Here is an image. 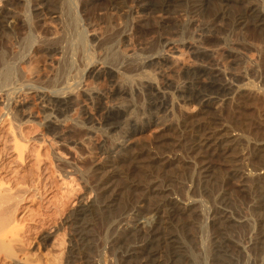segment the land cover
Listing matches in <instances>:
<instances>
[{
	"label": "bare ground",
	"instance_id": "1",
	"mask_svg": "<svg viewBox=\"0 0 264 264\" xmlns=\"http://www.w3.org/2000/svg\"><path fill=\"white\" fill-rule=\"evenodd\" d=\"M112 1L114 8L115 6L120 7L119 5H122L124 2L123 0H112ZM68 2L71 5L72 3L70 0L69 1L67 0L66 5L70 6L71 8V5H68ZM137 2H139L137 7H139L140 10L138 9L135 11L137 13L136 16L141 21L144 19V17L152 16L153 18H156L155 22L160 27H163L162 26L164 24L163 21L164 18H166V16L164 17L163 14L171 10H173L172 12H177V11L181 12L183 10L182 6L184 4V0H162L160 2L157 1L154 2L153 0H137ZM221 2H220V7L223 6V9L221 10L219 9L220 14L219 13L218 14L221 19L220 23H222L220 25L222 34H220L221 32L219 33L220 42L215 48L203 46L197 40L185 41L184 39L181 40V39L166 38L163 39L164 40L162 42L163 47L160 46L162 48H158V50L156 49V51L151 52L146 57V59L142 61L144 63L140 67L138 66L137 69L134 70L131 69L129 73H128L129 69L128 67H126V65L125 67L124 66L117 67L116 65L111 66L109 65L110 64L109 62L106 63L104 62V60L103 62H98L96 60L88 62V65L92 64L91 68L88 70L89 73L88 76H91L96 79H99L101 77L104 78L106 77L113 83L112 84L113 88L111 92L112 94L111 101L108 104L102 103L100 105V110L102 111L104 110L105 113L103 116L105 122H103L104 126L103 125L102 126L105 130L107 127V130H109L110 133L109 143L105 142L102 145H100L101 146L100 153L104 155L103 158H105V161L107 163L113 159L118 160L126 156L129 158V160H131L132 164H134L138 168L140 167L143 169L147 165L146 163H144V160L147 159L148 161L151 158L149 159L145 157L146 155L145 156L142 155L145 159H143L140 156L143 159V161H140L139 160L140 158L137 159L138 156L123 154L125 150L127 149L129 150L130 148L128 146V142L133 137L138 136L141 132L143 133L144 129L147 128V126L150 127V125H156L161 128H165V127L167 128L168 126L169 127L173 126L172 123L170 124L169 122V116H171L170 114L172 113V111H174V109H176L177 107L183 108L191 104H196L198 106L199 112L202 114V116L198 115L200 118H202L201 121L198 120L199 119L198 118L196 120L197 123L195 125H190L188 124L187 119L186 120L184 119L185 121L182 120L183 122H180L181 121L180 120L178 125L176 124L177 125L176 127L180 132V138L172 144L173 145L172 148L170 149L166 148V150L169 149L171 150V152H173L176 149L179 151V149L184 148L183 151H185V155H184L185 157L184 156L183 157L186 159V161L203 162V163H199V165H196L195 163V165L198 166L196 168V172L199 178L197 190L206 196L207 193H209L208 191H210L211 184L222 182L223 185H225L224 182L231 180L235 181V183L237 182L243 191H248L251 194L250 196L252 197V206L250 207V211L252 214V218H255L254 228L252 227L251 229L250 227L251 230L249 232L247 231V234H244L242 237L238 236L239 237L238 238L237 235L239 233L236 231L240 227L241 229L240 233L241 234L244 233V231L247 228L245 227V225H248L250 223V218L248 216H244L242 211L241 210L239 211L236 205L234 206V199H233L234 196H232L233 195L232 190H230L231 192L230 191L227 192L222 191L221 193L219 192L218 196H216L215 194H212L214 196L209 194V196H211L212 198L214 197L213 199L214 202H212V209L207 219L208 221H210L209 224L211 228V245H210L211 257L209 264H237V263L242 264V262H245L243 264H264V140L252 142L251 145L252 150H250L251 153L248 152L249 145L247 139L243 137L242 134L235 131L234 129L230 130L228 122L224 119L222 115L224 106L228 104V101L230 102L232 99H241V97L245 95L246 92L249 91L248 90L249 88L247 87L248 83L246 82L247 76L242 75L238 81L235 80L231 81L227 79L222 81V79L219 78L220 73L225 76L230 74L229 67L226 65L225 61L221 59V57L219 58L216 57L213 58L214 62L213 63L211 62L212 64L211 63L208 64L205 62V59L212 56L215 57V54L220 53L221 51L223 52L225 51V54H228V56L230 55L233 57L245 55L248 59V61H246L247 71L251 75H254V73L256 72V66L254 64L255 59L253 60V58H251V56L247 54L248 52L244 50L243 46L240 44L241 42L239 43L238 40L233 38L229 39L227 33L228 31L235 33L240 31H246L251 26L252 27L254 26L255 28H263L264 30V11L263 9H260L258 6L251 3L250 0H246V3H248V5L244 6V9H242L239 12L236 11L237 13L233 11L234 10L233 9L232 12H235V14L233 13L231 14L229 11L230 2H225V1H223V3ZM42 8L43 9L41 11H39V7L34 8L35 11H33L32 13L33 17L39 14H40L39 15L40 18L41 15L42 17L43 16L45 17V15L43 14H46V12L52 9L48 7L47 4H45L44 7ZM70 8L64 7L63 11L65 12L66 9L68 11ZM72 9L74 8H71V12L74 11ZM1 12H0V34L2 33L8 34L10 31L14 30L15 24L18 22L19 19L17 20V16L13 17L12 15H10L9 14L10 10L9 13L7 12L8 14L5 13V10L3 13ZM51 13L52 15L55 14L52 16L55 18V21L56 20L58 21L60 19L63 20L62 16L64 17V15L61 14L63 12H60V9L59 12L51 11ZM68 13L69 12H67V14ZM72 13L70 14L71 17L74 16L72 15ZM68 18L69 16L67 17L66 15L65 22L68 21L69 22L66 23L65 25L64 23H62L64 21L61 22L60 20L59 21L61 22L60 25L63 24V27L61 26L59 27H61L60 28L61 31L62 28L66 29V31L68 30L70 36L74 38L76 37L75 35L79 34L77 33L79 31L78 26H75V24L73 23L75 21L77 22V19L73 20L72 22L71 20L73 17L69 18L70 20ZM31 21L33 22V20ZM223 25L227 27L230 25V27L225 28L223 27ZM96 31H97L96 28H93L92 25L90 26V24H88L87 32L85 33V36L80 35L81 33L79 34L81 36L80 38L77 36L79 39H81L79 40V43L81 42L80 45H83L85 47L84 43L90 40L88 38V40L86 39L87 41H84L85 37L87 38L88 35H91L92 36L91 40L95 39V42L98 39H100L101 36L97 34L99 31L98 32ZM208 31L210 35L212 34L214 35L215 33L213 32L212 27L209 29L207 28V33ZM65 34L63 33V36ZM68 38L70 37L68 36L67 40ZM69 41L66 42L68 43ZM72 42L74 44L75 41ZM52 43L54 44L55 41ZM73 44H71L70 42L69 44L65 45L64 43L65 47L61 45H60L61 47L51 45L52 47H48V48L46 47L47 51L46 52L44 51V53H46L45 55H48L51 59L54 60V58H56L58 55H65L68 53V51H73L72 49H75L78 46V45L74 46ZM40 46L42 47L41 44ZM120 48L119 49L122 52L121 55L123 54L125 57L126 56L128 57L132 54V52L131 54L130 53L128 54L127 44L126 45L122 44ZM186 51L191 53L190 56H193L191 57L192 60L190 57H189L190 59L186 57L185 55ZM33 54L34 53H32V55ZM125 57L123 58L125 59ZM132 57L130 58L131 60ZM31 58L29 60L32 63L34 58L33 60H31ZM128 59L129 57L127 58V60L126 59L125 60L128 61ZM131 60H129V62H131ZM12 63L15 64V62ZM27 63L29 65L31 64L29 63V61H27ZM34 63H32L33 64L32 67H30L27 64L28 67L30 68H27L22 64L23 67L26 68V71L24 70L25 74L23 73L24 80L25 77H26V81L27 79L32 81L34 79H37V77L39 78L41 77L40 69L37 68L39 65L38 63H37L38 66L36 65V68L38 69L37 71L36 69H34L35 67ZM59 63H61V61ZM50 64L52 66H55L53 65L54 64L53 62ZM121 64H123V62ZM129 65L130 63L127 66ZM65 66L62 68H65ZM9 67L10 65L8 66V68ZM5 72L4 73L1 72V74H5ZM65 72L66 71H64V73ZM151 72H154L155 75L153 73L151 75ZM248 72L246 73L248 74ZM7 73L9 74V72ZM176 73L177 76L181 75L182 77H184V79L179 82V78L181 76L178 77V80L176 79L177 77L174 78L173 76H171L172 74L176 76L175 75ZM34 76L37 77L34 78ZM156 76L157 78L158 76H160L162 80H159L160 78L157 79ZM6 79L8 80L9 77L7 78L6 76ZM11 79L13 80V78ZM82 82L83 81H81V83ZM94 84L95 83H93V85ZM28 89H30L28 90L30 92L29 93L28 91L23 92V95L24 93H28L27 95L25 94L24 96H22V92L20 90H18L17 92L16 91L13 92L14 96H12V109L9 110V113H7L9 114V118L12 117V119H10V122L11 121L12 122L11 123L7 122V120L9 119L7 118L6 120L7 128L3 124V127L6 128V129L4 128L6 130L5 131L6 135L8 134L9 135L8 138H5L6 135L4 134L5 142L3 144L2 142H0V264H3L2 262L7 261L6 258L13 259V262H11V264H43V263L48 264L46 262L48 261L50 262L51 260L50 258H48L50 256H48L46 252H44V255L48 256L46 257L47 259H43V258L39 259L40 256L42 255L40 254L39 256L36 255L39 257L38 258L36 256H33L32 253H31L32 256L30 257V255H28L30 253V250L27 245H30L31 242L33 243L32 235L37 234L38 236L39 234V240L42 241L43 244L51 243L50 245L53 244L55 246L56 239L59 236V234L60 235L62 234L61 236L62 238L65 237L63 235V232L59 233V228H61L59 227L60 225L65 226L66 229L63 227L65 229L64 234H68L67 235L68 246L66 248L69 258L66 260L67 264H93L90 261H92V258L94 257V255H91L92 252L94 251L95 253L94 247H96L95 241L97 237L94 233L95 231L94 228H97L95 226L98 218H102L107 221L106 229L109 233L108 245L110 246V249L112 247L113 249L119 251L121 255L124 257L123 259H125V262L127 264H199L200 263L198 261L199 258H197L195 254L196 249L192 250L194 248V246L192 247V245H193V241L196 239L197 236L193 232L194 231L193 228L198 225V224L196 225L197 223L196 219H198L196 215L198 214V211L200 213L202 212L199 209L198 202L193 197L191 196L182 197V195H180L182 193L180 192L179 189H173L175 185L179 184L178 180H177V184L176 182L173 183L176 180L175 177L170 179L168 178L169 180H165V182L163 181L162 183H159L162 180L161 178L164 176V175L163 176L160 175L161 176L160 179L157 178L156 181L152 180L147 184V186H144L148 191L156 192V195L155 193H154L155 196L153 195V198L155 197L153 202L150 200L151 196L149 195L150 196L149 197L147 195L149 198L148 200L151 201L150 203V201L146 200L147 202L150 203V204L148 203L149 205L148 209L150 213L148 214L145 212L143 213V211L141 210V206H137V204L131 207H125V205H123L124 203L123 204L121 203L122 198L120 199L118 193L114 191L115 190L114 188H112L113 184L121 183V182L118 181L112 184V181H110V179H108L107 176L105 175L107 174L108 171L107 172L105 171V173H103V171L100 170L101 168L99 169V167H97L96 169L94 168L96 171L99 170L98 175L96 174L98 178L97 186L99 185L98 187H101L100 189L102 190V192L98 193L96 196L94 195L95 197L90 201H86L84 199L85 196L84 197L81 196L80 193L79 194L80 196L77 195L78 199L76 206L74 205L73 208L71 209L69 208L70 210L65 213L67 207L69 206L68 204H70L71 202L70 193L73 191L76 192V190L78 189L76 182H78L79 180L76 181L77 179L75 180L73 176H69L68 178L67 177L60 178L61 176L59 177V175L62 174H58V173L59 171L61 173L60 169H63L65 167L59 168L58 172L54 168L53 166L54 163L52 162L56 160V157L55 160L53 161L50 158L51 157L49 153L50 151H48L49 141L51 140L44 136L43 137L37 136L38 134H35L33 132L34 130L31 131L27 129L28 127L26 128L25 126L27 123L29 124V122L32 123V121H34V116L31 109L32 106L30 104L31 102H29V98L30 99L39 98L43 100L45 99L48 101H53L60 106V109L61 107L66 108V106L67 107L70 106L71 102L74 101L73 100L74 98L70 94H63L61 92L54 93L55 91L50 92L49 90L43 87L33 86V84L32 86L28 87ZM81 90L87 96L88 95L92 96L94 94L95 95L98 94L99 96L101 95L102 92V91L100 92V90L99 91L95 90L94 87L93 88L87 87L86 82L81 85ZM144 90H147L149 95V98H147L149 103L146 108L144 107L145 105L143 104V101L141 102L142 103L141 104L140 102H136L133 99L135 94L144 93L142 92ZM175 93L177 94L178 100H175L174 97V95H176ZM48 104L50 105V102ZM6 117H8V115ZM39 122L40 121H38L37 123ZM3 123H5V121ZM9 123L10 126L8 125ZM43 123H46V128H48L52 132H56L57 135L58 128L60 127L61 125L60 123L62 122H59L56 118H54L51 115H47ZM189 123L192 122L189 121ZM79 125L80 124H78V126ZM91 126H88L87 129L91 130L92 129ZM174 129L176 131L175 127ZM190 130L195 131L194 132L195 135H193L192 137L193 139L191 138L192 141L189 139L190 142L184 144L183 140L186 136L185 134ZM64 135L60 134L57 136L58 138L60 137L61 139H64L65 138ZM190 135L192 136V133ZM80 137L78 138L84 141V139H81ZM65 141L67 142V140ZM88 141L86 143H88ZM184 141H186V139ZM53 144L51 145L53 146ZM54 147L55 146H53L52 149H54ZM169 152L170 151H168V153ZM168 153L166 151V155ZM10 154L13 157L12 158L13 160L7 161L8 159H6L5 161V157ZM146 154L148 157V153ZM248 154L251 155L249 156ZM154 156L155 157L153 159H157V161H160L161 163L160 155L154 154ZM216 156L222 160V164L225 165L227 168L226 170L224 169L222 174L221 173L218 174V172L214 170V168H216L215 166L214 168L213 166L212 167L210 166L212 163L208 165V163L205 162V160H207L208 158H213ZM58 157L57 159L60 160ZM126 157L125 159H127ZM172 157L170 156V158L169 157L168 158L172 159ZM48 158H50L51 161ZM165 159L163 161H166ZM30 160L31 163L35 166V170L33 168V165L31 166L33 170L29 165ZM16 161L20 163L16 165L17 164ZM147 161L145 160V162ZM151 161L149 163L151 168H148V170L150 169L152 170L148 172L154 175L157 174L156 176L158 177V173L156 172V170H153L156 166V164L155 165L153 164L155 160L153 162ZM14 163L15 165H12ZM112 163L113 162H111V164ZM253 164L257 167V170L255 166H254L255 168H252ZM17 166L20 168H17ZM157 167L159 169V165ZM66 169H68V166ZM158 169L157 171H159ZM255 170L257 172H255ZM126 172L128 174V171ZM144 175L145 174H143V176ZM143 178L146 177L144 176ZM148 178L146 179V183L147 181H150L152 179L151 178L148 180ZM131 179L133 180L134 178ZM131 179H129V181H131ZM72 180L74 181L73 184L71 182ZM134 181L137 184L140 183L138 180H137L138 182H136V180H133V182L132 181L131 182L134 183ZM140 181H142V179ZM74 184L77 187L76 190ZM127 184L129 185V182ZM118 189L119 188H117V190ZM93 190L95 191V189ZM93 190L91 191L93 192ZM166 191H171V192L167 193ZM144 201L145 200H143V202ZM60 214L61 215L63 214L64 217L62 216L63 218L62 222L58 223L56 221L58 215ZM148 215L155 216V219L151 221L148 218ZM195 216L197 218H195ZM187 220L189 221V223L186 222ZM57 223L60 225L58 226ZM185 233L186 235L187 234L189 235L190 238V239L188 238L189 241L186 239ZM58 239H59L58 242H60L61 238ZM64 239L65 238H63V240ZM35 240L36 239H34V241ZM65 241H63L64 244L66 243ZM60 244H62V242H60ZM53 245H52L53 248L51 246L50 248L44 246V248H47L49 249L48 251H50L54 249ZM62 245H60V247L58 245L59 249L61 248ZM26 248L28 249L29 252L26 250ZM63 249H61V251L59 252L63 253L62 251ZM54 252L55 250L51 252V254L52 253L54 254L51 255L52 259L55 258L52 256H55L56 253H59L57 251L55 253ZM32 257L35 259H32ZM36 258H38V260ZM53 260L54 261H51L52 263H54L57 259L55 258Z\"/></svg>",
	"mask_w": 264,
	"mask_h": 264
},
{
	"label": "rangeland",
	"instance_id": "2",
	"mask_svg": "<svg viewBox=\"0 0 264 264\" xmlns=\"http://www.w3.org/2000/svg\"><path fill=\"white\" fill-rule=\"evenodd\" d=\"M9 1L10 0H0V12L2 11L1 13H3L5 10V13L8 14L9 10H10L9 14L12 15L13 17L17 16V20L18 19L19 20L15 24L14 30L10 31L9 33L7 32L8 34H6V33L0 34V60H1L0 61V77H1L0 78V82H1L0 83V121H1L0 122V125H1L0 140L1 141L0 142H2V144H3L5 142V138H8V135H9V134L6 135L5 129L7 128L6 123L10 122V119H12V117L9 118V114H7V113H9V110L12 109V96H14L13 92H15V91L17 92L18 90H20L22 92V96H24L25 94L27 95L30 92V91H28V90H30V89H28V87L32 86V84H33V86L43 87V88L49 90L50 92H54V91H55L54 93H60L61 92L63 94H70L71 96H73L74 101H72L71 105L68 106L69 108L67 106H66V108L61 107L62 110L60 109V106L57 105L53 101H48L45 99L43 100V99H39V98H37V99L36 98L35 99L29 98V102H31L30 104L32 106L31 109H32V113L34 116V121H32V123L29 122V124L27 123L25 126L26 128L28 127L27 129H29L31 131L34 130L33 132L35 134H38L37 136H40V137L44 136V137H47L48 139H50L51 141L53 140L52 142L49 141V145H48V148H49L48 151H50L49 153L51 155L50 158L54 161L55 157H56V160L54 162H52V163H54L53 166L57 170V172L59 171V168L65 167V168H63L64 171H63V169H60L61 173H60V171L58 173V174H62L64 176L59 175V177L61 176L60 178H62V177L68 178L69 176H73V178L75 180L77 179L76 181H78V180L80 181V182L75 181L77 183L76 185H77L78 189H77L76 185L74 184L76 187L75 190L76 189L77 190H76V192L73 191L70 193L71 202H70V204H68L69 206L67 207V210L65 211V213L68 212L71 208H73L74 205L76 206L77 199H78L77 195H79L80 193H81L80 194L81 196H83V197L85 196L84 199L86 201H90L98 193L102 192V190L100 189L101 187H98L99 185L97 186V183H98L97 182L98 181L97 175H98L99 170L98 171L95 170L97 167H99V169L101 168L100 170L103 171V173H105V171L109 172V174L107 172V174H105V175L107 176L108 179H110V181H112V184L116 183L118 181L122 183V185H121V183L113 184L112 188H114L115 189L114 191L118 193V196L120 197V199L122 198L121 203L122 204L124 203L123 205H125V207H131V206L137 204V206H141V210L143 211V213L145 212L148 214H150V213H149V209H148V206H149L148 203L149 202H147V201L151 200L153 202L155 199V197L153 198V195H154V193L156 195V192L155 191H148L144 186H147V184L149 182H151L152 180L156 181L157 178L160 179V177L163 175L164 176L161 178L162 180L159 183H162L163 181L165 182V180H169L170 178L175 177L176 180L173 183L176 182V184H177V180H178L179 184H177L178 186L174 184L176 188L174 187L173 189H179L180 192L182 193V194H180V195H182V197H185V196L193 197L198 202L199 209L202 212V213H200L198 211V214L196 215L198 217V219H196V221H197L196 225L197 224L198 225L193 228V230H194L193 232L197 236H196V239L193 241V245H192V247L194 246V248L192 250L196 249V252L195 251H193V252H195L196 257L199 258L198 259V261L200 262L199 264H209L210 263V257H211V255H210L211 228H210V224H209L210 221H208L207 219H208V215L210 214L211 209H212V202H214L213 201L214 197L212 198L211 196H209V194L210 195L215 194L216 196H218L219 192L221 193L222 191L227 192V191L232 190L233 195L232 194L231 195L234 196V198L232 197L234 199V206L236 205L238 207V210L239 211L241 210L242 213L244 214V216H248L250 218V223L248 224L249 226L245 225V227H247V228L244 231V233H242V234L240 233L241 232L240 227L236 231L239 233V234L237 233L238 234L237 237L238 236L242 237L244 234H247V231L249 232L252 229V227L254 228L255 218H252V214L250 211V207L252 206V197L250 196L251 194L248 191H243L237 182L235 183V181L231 180V181H226L227 183L224 182L226 186L223 185L222 182H219L220 184L218 182L211 184L210 191H208L209 193H207V196L204 195L203 193H201L197 190L199 178H198V174L196 172V168L198 167L196 165H199V163H203V162H188V161H186V159L184 158L185 157L184 156L185 151H183L184 150L183 147H182L183 149H179V151L177 149L174 150L173 152H171V150H169L170 148L173 147L172 144L180 138V132L178 131V128L176 127L180 120H181L180 122H183L187 119L188 124H190V125H195L197 123L196 120L198 118H199L198 120L201 121L202 118H200L199 116H202V114L199 112L198 106L196 104H191V105H189L187 107L185 106L183 108L177 107L176 109H174V111H172V113L170 114L171 116H169V122H170V124L172 123L173 126H170V127L168 126L167 128L166 127L161 128V127L156 126V125H150V127L147 126V128L144 129L143 133L142 132L140 133L141 135L139 134L138 136L133 137L128 142V146L130 148H129V150L128 149L125 150V152L123 154H125V155L130 154L132 156H138L137 159L140 158L139 159L140 161H143V159H145L143 157L145 155H146L145 156L146 158H149V159L151 158L148 161H147V159H145L147 162H145V160H144V163H146L147 165L143 169L140 167L138 168L134 164H132L131 160H129V158L126 156L125 157L127 159H125V157L122 159H118V160L113 159L114 161L111 160L107 163L105 161V158H103L104 155H102L100 153L101 152V146L100 145H102L105 142L109 143L110 133H109V130H107L106 126L105 127H106L107 131L103 128V126H104L103 122H105L103 116L105 113H104V110L103 111L100 110V105L102 103L108 104L111 101V99H112L111 92H112V88H113V85H112L113 83H112V81H110L106 77L105 78L101 77L99 79H96V78H93L91 76H88L89 75L88 70L92 66V64L88 65V62L94 61V60H96L98 62H103V60H104V62H106V63L109 62L110 63L109 65H111V66L116 65L117 67L118 66L119 67H121V66L125 67V65H126V67H128V69H129L128 70V73H129V71H131V69L134 70V69H137L138 66L140 67L144 63L142 61L145 60L146 57L151 52L156 51V49L158 50V48H162L163 47L162 42L164 41L163 39H166V38L167 39H169V38L181 39V40L184 39L185 41L186 40H189V41L190 40H197L203 46L215 48L219 44V42H220L219 36H220V34H222V30L220 28V25L222 23H220L221 19L219 17V14H220L219 9L220 10L223 9V6L220 7V2L221 1H222L221 3H223V1L230 2L229 3L230 4L229 11L231 14L232 13L235 14L236 11L239 12L242 9H244V6L248 5V3H246V0H184V4L182 6L183 10L181 12L180 11L179 12L178 11L172 12L173 10H171V11H167L165 14L162 13L164 15V17L166 16V18H164V21H163V23H164L162 25L163 27L158 26L155 22L156 18H153L152 16L151 17H144V19L142 21L136 16L137 13L135 11L138 9L140 10V8L137 7L138 3H139V2H137V0H123L124 1L123 4L119 5L120 7L115 6V8L113 6L112 0H73V1L70 0L72 5L69 4V2H68V5H71V8H74V9H72V10H74V11H72L74 13L71 12L70 6L66 5L67 0H65L66 2L63 0L62 1L61 0H47V2H46V0H11L10 2ZM44 1H45V3H44ZM153 1L154 2L155 1L160 2L162 0H159V1L153 0ZM250 1L254 5L258 6L260 9H263V11H264V0H253L254 2L252 0H250ZM14 2H15V5H14ZM231 2H232V4H231ZM45 4H47L48 7L52 8L50 11L46 12V14H43V15H45V17L43 16L44 17L43 18L41 15V18H40V16H39L40 14L33 17L32 13H33V11H35L34 8L39 7V11H41L43 9L42 7H44ZM12 5H14V6H12ZM63 6L70 8V9L68 11L66 9V11L64 12ZM1 9H3V10H1ZM59 9H60V12H63L61 14L64 15V17H65L64 18L62 16L63 20L60 19L61 22L64 21V22H62V23H64V25L69 22L68 20H67L68 22H65L66 21V15H67V17L69 16V18L73 17L71 20L72 22H73V20L77 19V22L76 21L73 22L75 24V26H78V30L80 31V32L78 31L77 33H79V34L81 33L80 35L85 36V33L87 32V25L90 24V26L92 25L93 28H96V30H97L96 32L99 31L97 34L99 36H101V38L95 42V39L91 40L92 36L88 35L87 38L85 37L84 41H87L88 38L90 40H88L86 43H84L85 47L83 45H80L81 42L79 43V40H81V39H79V38L81 36L79 34L75 35L76 37H74V38H77L78 39L77 40V39H74L73 37L70 36L68 30L66 31V29L62 28V31H61L60 28L63 27V24L60 25V23H61V22H59L60 20L55 21V18L52 17L55 14L52 15L51 11L52 12L53 11L59 12ZM237 9H239V10H237ZM232 10L235 12H232ZM42 12H44V11H42ZM67 12H69V13L67 14ZM71 13L75 17L74 16L71 17V15H70ZM76 16H77V18H76ZM36 17H38V18H36ZM34 19H35V21H34ZM31 20H33V22ZM78 20H79V22H78ZM227 24H229V23H227ZM224 25H223V27H225V28L230 27V25L228 27L224 26ZM59 26H61V27H59ZM214 26H215V28H214ZM211 27L213 28V32H215L214 35L213 34L210 35L209 31H208L209 34L207 33V28L209 29ZM251 27L246 31H240L237 33L228 31L227 36L229 37V39L233 38V39L238 40L239 43L241 42L240 44L243 46L244 50L246 52H248L247 54L250 55L251 58H253V60L255 59L254 64L256 66V72L254 73V75H251L247 71L246 61H248V59L245 55L233 57L230 55L228 56V54H225V51L224 52L221 51L220 53H216L217 55L215 54V57L212 56V57H208L207 59H205V62L208 64H210L211 62L213 63L214 62L213 58H216V57L217 58L221 57V59H223L225 61L226 65L229 67L230 74L226 75L227 76L226 77L225 75L220 73L221 77L219 76V78H221L222 81L226 80V79L231 80V81H234V80L238 81L242 75L247 76L246 82L248 83L247 87L249 88L248 89L249 91L246 92V94L243 95L241 97V99H232L230 102L228 101V104L226 103L227 105L224 106L222 115H223L224 119L228 122L230 130L234 129L235 131L242 134L243 137H245L247 139L248 145H249L248 152H250V150H252V147H251L252 142L264 140V30H263V28H255L254 26L252 28ZM62 32L64 34L66 33L64 35L65 37L63 36ZM67 32H68V34H67ZM68 36L70 38H68V40H67ZM71 38H72V40H71ZM69 39H70V41H69ZM48 40H50V41H48ZM65 40L69 41V42L67 43ZM36 41H38L42 45L43 48ZM54 41H55V43L57 42L56 45H55V43L54 44L52 43ZM72 41H75L74 44ZM70 42L74 46L75 45H78V46L75 49H72L73 51H68V53L65 55H58V56L55 55V56H57L56 58L52 57V58H54V60L51 59L48 55H45L46 53H44V51L45 52L47 51L46 47L47 48L52 47V46H57V47L58 46L59 47L64 46L65 47V45L69 44ZM64 43H65V45H64ZM121 43L125 44V45L127 44L128 54L129 53L131 54V52H132L131 55L133 57L131 55L128 56L129 57L128 61H126L128 58L127 56H126L127 57L126 58L123 54L121 55V53H122L120 50L121 49L120 46L122 45ZM45 45H48V46H45ZM160 46H162V47H160ZM87 51H89V52H87ZM92 52H93V54H92ZM32 53H34L35 55L34 54L32 55ZM133 53H134V55H133ZM186 53H185V55L187 58L193 57V56H190L191 55L190 52L186 51ZM33 56L34 57L37 56V57L34 58ZM122 56L125 57L126 60ZM31 57H33L34 60ZM131 57H132V60L130 59ZM30 58H31V60H33L32 63H34V61H35V63H34L35 67L33 66L34 69H36L37 71H38L37 68L40 69V72H41L40 75L42 78L41 77L39 78L36 76L37 79H34L32 81L27 79V81H28L27 82L26 77H25V80L23 78V76H24L23 73L26 71V68L23 67V65L26 66L27 68L32 67L33 64L29 60ZM119 59L122 61H120ZM51 60H53V61H51ZM129 60H131V62H129ZM191 60H192V58H191ZM27 61H29V63H31V64L29 65L27 63ZM60 61H61V63H59ZM132 61L134 62V64ZM235 61H237V62H235ZM12 62H15V64ZM52 62L54 63L53 65H55V66H52L50 64ZM122 62L124 65L121 64ZM37 63L40 67L37 65ZM125 63H128V64L130 63V65L127 66L128 64H125ZM3 64L4 65L6 64V65L4 66ZM27 64L30 67H28ZM9 65L11 68L10 67L8 68ZM36 65L38 66L37 68H36ZM64 66H65V68H62ZM44 67H46V68H44ZM15 68H16V70H15ZM244 70H246V71H244ZM64 71H66V72L64 73ZM1 72L2 73L5 72L6 75L1 74ZM7 72H9V74ZM246 72H248V74ZM46 73L49 75H47ZM152 73L154 74V72H151V75H152ZM231 74H233V75H231ZM175 75L176 76H174L172 74L171 76H173L174 78L177 77L176 78L177 80H178V77L181 76V75L177 76V73ZM6 76H7V78L9 77L8 80L6 79ZM43 76L46 79H44ZM10 77L13 78V80ZM36 77L34 76V78H36ZM156 78H157V76H156ZM157 79L162 80V78L160 76H158ZM183 79H184V77L181 76L179 78V82ZM81 81H83V82L81 83ZM85 82H86L87 87H89V88L94 87L95 90H97V91L100 90V92L102 91L101 95L98 96V94H96V95L94 94L92 96H89V95L87 96L81 90V85ZM8 83H10V84H8ZM93 83H95L94 84L95 86L93 85ZM19 87H20V89H19ZM69 90H72V91H69ZM20 91H19V94H20ZM27 91H28V93H24V95H23V92H27ZM146 91L147 90H144V91H142L144 93L135 94L136 96L134 95V98H133L134 101H136V102L141 103L143 101V104L145 105V106L144 105L143 106L145 108L148 106V103H149V101L147 99V98H149V95H148V91L147 92ZM142 96L143 97L146 96V97L143 98ZM174 97H175V100H178L177 94L174 95ZM46 101L48 103L50 102V105ZM72 105H74V106H72ZM66 114H67V116H66ZM7 115H8V117H6ZM47 115H51L54 118H56L59 122H62V123H60L61 125L58 128V133L63 134V135L65 134L64 137L66 139L64 137L63 138L65 140H67L68 143L64 139H61L60 137L58 138L57 135H60V134L57 133V135H56V132H52L48 128H46V123H43V121ZM60 116H62V117H60ZM7 118H9V119L7 120ZM6 120H7V122H6ZM4 121H5V123H3ZM36 121L37 122L40 121V122L37 123ZM189 121H191L193 124L189 123ZM10 123L8 124L9 126H10ZM3 124L6 128L3 127ZM78 124H80V125L78 126ZM88 126H91L92 129L88 130L87 129ZM174 127L176 128V131H175ZM1 131H2V133H1ZM194 132L195 131H191V130L189 132H187L185 134L187 137L185 136L184 140L185 139H186V141L189 139L191 140L193 135H195ZM189 133L190 134L192 133V136ZM4 134L6 135L5 138H4ZM78 137H80L81 139H84L85 142L80 140ZM86 140L87 141L89 140L88 143H86L87 142ZM184 140H183L184 144H187L190 142V140L187 142ZM55 141H57V142H55ZM79 141H80V143H79ZM51 144H53V146H55L54 149H52L53 146ZM139 148H140V151H139ZM166 148H169V149L166 150ZM163 149L166 150L167 153H168V151H170L171 155H170V152L166 155V151H164ZM53 150H55V151H53ZM134 151H135V153H134ZM145 151H148V152H145ZM162 151H164V152H162ZM174 152H175V154H174ZM136 153H138V154H136ZM146 153H148V157H147ZM82 154H83V156H82ZM154 154L160 155L161 163H160V161H157V159H153L155 157ZM165 155H166V157H165ZM248 155L250 156L251 154H248ZM9 156H11V154L5 157V161H6V159H8L7 161L13 160L12 159L13 157L12 156L9 157ZM58 156H60L61 158L63 157V158L61 159ZM170 156L171 157L173 156L172 159H169ZM57 157L60 160H58ZM50 158H48V159H50ZM162 158H164V159L166 158L165 159L166 161H163L164 159H162ZM213 158H208L207 160H205V162H207L208 165L212 163L210 166L211 167L213 166V168L215 166L216 168H214V170L217 171L218 174H220V173L222 174L224 169L225 170L227 169L226 166L222 164V160L219 157L216 156ZM51 159H50V161H51ZM169 160H171V161H169ZM27 161H28V159H27ZM150 161L151 162L154 161L153 164L154 165L156 164V166L153 170H156V172L158 173V177L156 176L157 174L154 175V174H150L148 172V171L152 170V169L148 170V168H151L149 165ZM29 162H30L29 165L31 167L33 164L31 163V160ZM29 162H27V163H29ZM111 162H113V163L111 164ZM16 163H17L16 165H18L20 162L16 161ZM105 163H107V164H105ZM195 163H196V165H195ZM12 165H15V163ZM158 165H159V169L157 167ZM67 166H68V169H66ZM160 166L166 170H163ZM194 166H196V167H194ZM254 166L255 165L253 164L252 168L256 167V166L255 167ZM17 168H20V167L17 166ZM33 168L35 170L34 165H33ZM33 168H32V170H33ZM103 168H104V170H103ZM145 168H147V169H145ZM131 169H133V170L135 169V170L133 171ZM157 169L159 171H157ZM67 170H68V172H67ZM256 170H257V167H256ZM256 170H255V172H257ZM126 171H128V174ZM129 171H131V172H129ZM65 173H67L68 175ZM159 173H161V174H159ZM143 174H145L144 176L146 178H143L144 177ZM131 175H133V176H131ZM75 176H77V177H75ZM153 176H155V177H153ZM130 177L134 178L133 180H136V182L139 181L140 183L137 184V183H135V181H134V183H132L133 180ZM120 178H122V179H120ZM140 178L142 179V181H140L141 180ZM147 178H148V180L151 178L152 179L150 181H147V183H146ZM129 179H131L132 182L129 181ZM71 182H72V184L74 183L73 180ZM128 182H129V185L127 184ZM133 185H135V186H133ZM79 186H80V188H79ZM115 187L119 188L118 189L119 191ZM89 189H91V190L95 189V191L93 190V192H92ZM147 192L150 194H148ZM166 192L169 193L171 191H166ZM210 192H213V193H210ZM147 195L151 196V197L149 196L150 200H148L149 198ZM212 196H214V195H212ZM143 197L146 199H144ZM211 198H212V200H211ZM143 200H145L144 201L145 203L143 202ZM151 201H150V203H151ZM65 213H63V214H65ZM63 214L62 215L60 214L61 217H60V215H58L56 222H58V223L62 222V219H63L62 216L64 217ZM196 216H195V218H197ZM148 218L151 221H153L155 219V216H152V215L149 216L148 215ZM186 222L189 223L188 220ZM97 223L95 226L97 228H94L95 229L94 233L97 237L96 238L97 243L95 241V246H96V247H94L95 253H94V251L92 252L91 255H94V257L92 256L93 258H92V261H90V262H92L93 264H124V263L127 264L125 262V259H123L124 257L121 255V253L119 251L113 249L112 247L110 249V246L108 245V237H109L108 234L109 233L106 229L107 228V221L102 219V218H98ZM59 225L60 224H58V226ZM59 227H61V228H59V233L63 232V235L65 236V237H63V238H65L64 240L61 237L62 234L61 235L59 234V236L56 239L55 246L52 244L54 246V249L48 251L49 249L44 248V246L50 248V246L52 247V245H50L51 243H48L49 245L43 244L42 241L39 240V234H38V236H37V234H34L35 237H34V235H32V237H33V243L31 242L32 245L31 244L27 245L29 250H30V253L28 255H30V257H31L32 255L33 256H36V255L39 256V254H40V255H42V256H40V258L38 256H36L39 259H41V258L47 259L46 257L50 256L48 258H50L51 261H54L53 259H55V258L57 259L54 263H52L50 261L52 264H55V263L56 264H67L66 260L69 258L68 254H67V248H66L68 246V241H67V238H68L67 235L68 234H64L65 233L64 231L66 229L65 226L60 225ZM250 227H251V229H250ZM242 230H243V228H242ZM185 237L189 241V239H190L189 235L188 234L186 235V233H185ZM58 238H61L60 242H62V244L64 246L62 244H60V242H58V240H59ZM34 239H36V240L34 241ZM37 239L42 245L37 241ZM63 241L66 242L65 243L66 245L63 243ZM58 245H59V247H60V245H62L63 248H65V249H63L62 246L59 249ZM61 249H63L62 250L63 253L59 252V251H61ZM26 250L28 251L27 248H26ZM54 250H55V252L57 251L59 253H56V255L58 254L57 255L58 257L55 255V256H52V257H55L52 259L51 255H54V254L53 253L51 254V252H53ZM47 251L50 253H48ZM64 251H65V253H64ZM44 252H46L48 254V256L44 255ZM31 253H32V255H31ZM61 254H62V256H61ZM38 258H36V259L38 260ZM6 259H7V261H4L5 263L2 262L3 264H11V262H13V259H11V258H9V259L6 258ZM32 259H35V258L32 257ZM122 260L124 261V263ZM57 261H59V262H57ZM50 262L48 261L46 263L51 264ZM243 263H245V262H242V264ZM237 264H240V263H237Z\"/></svg>",
	"mask_w": 264,
	"mask_h": 264
}]
</instances>
